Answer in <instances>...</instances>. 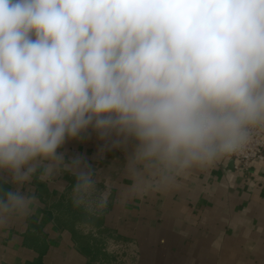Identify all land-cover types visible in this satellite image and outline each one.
I'll list each match as a JSON object with an SVG mask.
<instances>
[{
	"label": "clouds",
	"instance_id": "1",
	"mask_svg": "<svg viewBox=\"0 0 264 264\" xmlns=\"http://www.w3.org/2000/svg\"><path fill=\"white\" fill-rule=\"evenodd\" d=\"M93 138L123 155L121 205L264 141V0H0V232L34 179L106 212L116 182L66 147Z\"/></svg>",
	"mask_w": 264,
	"mask_h": 264
},
{
	"label": "crops",
	"instance_id": "2",
	"mask_svg": "<svg viewBox=\"0 0 264 264\" xmlns=\"http://www.w3.org/2000/svg\"><path fill=\"white\" fill-rule=\"evenodd\" d=\"M66 147L98 169L100 190L116 182L106 212L95 217L73 205L70 175L34 179L40 207L0 232V264H264V160L245 170L227 157L163 197L121 205L122 153L95 159L94 138Z\"/></svg>",
	"mask_w": 264,
	"mask_h": 264
},
{
	"label": "built area",
	"instance_id": "3",
	"mask_svg": "<svg viewBox=\"0 0 264 264\" xmlns=\"http://www.w3.org/2000/svg\"><path fill=\"white\" fill-rule=\"evenodd\" d=\"M230 157L236 161V169L248 170L256 160H264V141L253 143L244 154Z\"/></svg>",
	"mask_w": 264,
	"mask_h": 264
}]
</instances>
